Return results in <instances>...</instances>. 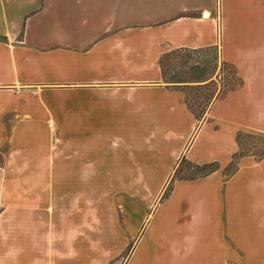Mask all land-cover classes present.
Returning a JSON list of instances; mask_svg holds the SVG:
<instances>
[{
  "label": "crops",
  "instance_id": "crops-1",
  "mask_svg": "<svg viewBox=\"0 0 264 264\" xmlns=\"http://www.w3.org/2000/svg\"><path fill=\"white\" fill-rule=\"evenodd\" d=\"M210 46L243 83L197 120L158 60ZM239 131L264 136V0H0V264H264ZM182 156L219 168L160 199Z\"/></svg>",
  "mask_w": 264,
  "mask_h": 264
},
{
  "label": "trees",
  "instance_id": "trees-1",
  "mask_svg": "<svg viewBox=\"0 0 264 264\" xmlns=\"http://www.w3.org/2000/svg\"><path fill=\"white\" fill-rule=\"evenodd\" d=\"M216 49V46L197 49H190L184 47L173 48L163 52L158 60L163 82L169 88L179 89L184 92V102L186 103L188 109L197 120H200L204 117L205 112L214 100L223 97L228 91L240 87L243 83V80L236 66L230 62L221 59L220 69L229 71L236 77H231V79H227L224 84V88L220 90L219 93H217L216 95L213 91L206 92L204 93V95H201L197 92L200 88L209 87L210 85H213L215 83V79L212 78V75L216 68V64L214 63L213 65H210V61H206L203 65L198 62L188 64V54L190 52L198 50ZM182 52H186V55L180 56ZM190 94H192L191 99L195 102V104L189 101ZM243 133L244 132L241 131L236 133V141L238 143L239 149L232 155V159L228 166L224 168L223 172L225 177L230 175L237 168L238 159L241 156L246 155V153L242 151L240 145V137ZM247 134L253 135L250 133ZM218 168L219 164L217 162L196 164L186 159L185 156L180 157L171 173L170 178L168 179V182L163 190L160 199L168 197L172 189V183L175 179L190 180L202 177L214 172ZM184 169H186L188 173H185Z\"/></svg>",
  "mask_w": 264,
  "mask_h": 264
},
{
  "label": "rangeland",
  "instance_id": "rangeland-1",
  "mask_svg": "<svg viewBox=\"0 0 264 264\" xmlns=\"http://www.w3.org/2000/svg\"><path fill=\"white\" fill-rule=\"evenodd\" d=\"M134 16L135 14H132V17ZM185 55H186V52H182V54H180V56H185ZM188 55H189L188 64L198 62L201 65H203L206 61H210L211 62L210 65H213L214 63L216 64V68L212 75V78L215 79V83L213 85H210L209 87L200 88L199 91L197 92L200 93L201 95H204V93L210 92V91H213L214 94L216 95L217 93H219L220 90L224 88V84L227 79H231V77L232 78L236 77L231 72L226 71L224 69H220L221 58H220L219 49L198 50V51L190 52ZM191 96L192 94L189 95V101L195 104V102L192 101ZM250 134H253V133H250ZM240 145L244 153L253 155L254 157L258 159L264 158V136L258 135V134L249 135L244 132L240 137ZM6 149H7V146L4 145L0 151V164H2L5 160ZM184 172L188 173L186 169H184ZM131 247H132V244H130L127 247V249L124 251V253L122 254L120 258L121 262H119L120 264L126 258Z\"/></svg>",
  "mask_w": 264,
  "mask_h": 264
},
{
  "label": "bare ground",
  "instance_id": "bare-ground-1",
  "mask_svg": "<svg viewBox=\"0 0 264 264\" xmlns=\"http://www.w3.org/2000/svg\"><path fill=\"white\" fill-rule=\"evenodd\" d=\"M209 13H205V15L207 16Z\"/></svg>",
  "mask_w": 264,
  "mask_h": 264
}]
</instances>
